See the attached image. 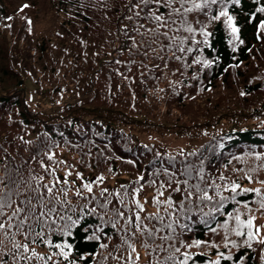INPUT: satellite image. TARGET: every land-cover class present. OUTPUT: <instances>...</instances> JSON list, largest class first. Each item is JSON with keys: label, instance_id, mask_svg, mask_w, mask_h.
I'll return each instance as SVG.
<instances>
[{"label": "trees", "instance_id": "trees-1", "mask_svg": "<svg viewBox=\"0 0 264 264\" xmlns=\"http://www.w3.org/2000/svg\"><path fill=\"white\" fill-rule=\"evenodd\" d=\"M129 2L14 0L16 6H8L0 0V178L5 183L9 182V177L16 182L9 184L13 201L24 198L22 194L28 184L33 183V175L46 176L39 161L42 154L49 151L55 154L56 161L65 162L56 167L59 177H63L65 171L73 173L69 179H74L77 172L88 181L103 176V183L99 187L94 185L95 194L101 187L123 191L121 185L129 190L142 185L137 198L141 203L147 199L150 204L147 213L157 211L152 201L158 190L164 192L159 199L171 196L178 204L180 200L175 199L177 192L173 188L186 187L182 183L186 179L190 185L199 183L207 187L212 180L223 184L219 180L223 175L244 187L264 188L245 179V173L264 179V31L258 28V19H264V13L256 12V8L264 7V0L259 3L241 0L235 6L236 11L228 4L229 14L235 17L241 30L242 44L239 41L229 44L231 37L223 24L224 18L211 23L205 19L204 12L218 14L220 4L211 5L210 10L190 13L189 19L198 16L213 32L210 39L214 48L200 55L215 62L210 68L193 65L186 70L181 67L179 71H176L179 62L169 61L165 67L162 61L152 58L151 52L144 58L136 54L134 48L129 51L131 41L125 36L126 30L137 42L141 40L131 30L135 18L125 19L133 14L128 10ZM188 59L190 62L191 57ZM157 64L159 68L155 67ZM31 86L39 96L51 102L53 109L49 113L29 109L25 87ZM139 112L164 120L180 133L194 135L209 128L216 133L196 153L168 156L157 145L142 146L135 139L110 133L108 127L103 130L97 124L98 121L127 123L132 120L129 114ZM109 133L110 143L105 140ZM257 154L261 157L259 160ZM44 162L51 164L46 157ZM141 176L144 179L138 181ZM153 180L155 184L151 183ZM175 181L181 183L177 185ZM8 190L0 184V194ZM181 194L183 196L184 192ZM209 194H213L211 190ZM69 198L79 210L83 201L71 194ZM238 199L250 202L256 218L264 216L257 210L259 198L254 194ZM185 204L193 211L190 218L181 217L174 225L179 240L188 244L205 240L220 245L218 250L206 246L190 249L204 253L202 258L196 259V264H207L208 260L215 259L216 251L227 253L223 247V231L213 234L201 222L200 205L195 196L190 205L187 201ZM237 207L244 211L242 205ZM203 210L207 212L208 207ZM218 219L222 221L223 217L218 216ZM99 223L98 217L92 216L81 221L82 227H95ZM104 231L113 237L107 240L101 236L100 242L108 243V249L79 239L78 245L82 250L98 253L91 264H123L113 259L123 251H113V246L120 242L119 235L110 225H105ZM170 232L165 230L161 235ZM76 233L82 236V228ZM231 239L242 243L235 236ZM139 250L144 254L142 247ZM184 250L182 247L181 252ZM172 251H157L154 256L160 264H172L166 260ZM231 254L234 257L243 254L244 264H264V245L255 241L251 248H232ZM175 256L180 258L179 254ZM222 264L233 262L222 261Z\"/></svg>", "mask_w": 264, "mask_h": 264}, {"label": "snow or ice", "instance_id": "snow-or-ice-1", "mask_svg": "<svg viewBox=\"0 0 264 264\" xmlns=\"http://www.w3.org/2000/svg\"><path fill=\"white\" fill-rule=\"evenodd\" d=\"M259 2L260 0H256V3ZM240 3L241 0H199V2L197 0H130L128 10L133 14L126 16L125 19L132 21L135 18L136 22L133 23L131 30L139 35L141 40L137 42L135 36L128 35L126 30L125 36L131 41L129 51L134 48L136 54L144 58H148L151 52L154 54L152 58L162 61L165 67L168 66L169 61L179 62L176 71L181 67L186 70L193 65L210 68L215 61L203 58L200 54L208 48H214L210 39L214 34L208 30L203 20L198 16L189 19V14L210 10L211 5L220 4L219 13L209 15L208 12H204L205 19L211 23L224 18L223 24L231 37L229 44H234L236 41L242 44L241 30L237 26L235 17L230 15L228 10V4H231L232 10L236 11L235 6ZM133 9L136 11L133 12ZM256 12L264 13V7L256 8ZM28 23L30 24L31 21ZM258 28L264 31V19H258ZM194 52L197 55L193 56ZM189 57H191L190 62ZM155 67L159 68L160 65L157 64ZM44 157L51 164H46ZM260 158L257 154L256 159ZM64 163V161H56L55 154L50 151L43 153L39 166L46 173L47 182H45L46 176L33 175L31 177L33 183L28 184L25 193L22 194L24 196L22 200L11 199L13 189L9 184L16 182L9 177V182L5 183L4 179L0 178V184L9 189L7 193L0 194V264H32V262L91 264L96 260L98 253L82 250L77 241L79 239L87 243L95 242L100 249H108V243L100 242L101 236L107 240L113 239L104 231L105 225H110L119 235L120 242L113 246V251L120 249L123 251L113 259L122 261L123 264H160L154 253L168 250H173L166 257V260L171 261L172 264H189L190 261L196 264V259L202 258L204 253L191 252L190 249L206 246L218 250L220 245L205 240H193L190 244L179 240L174 225L179 223L181 217L190 218L189 214L193 209L186 206L185 201L190 205L193 196L200 205L201 222L213 234L219 235L220 231H223V247L228 250L227 253L216 251V258L208 260L207 264H222V261L244 264V255L234 257L231 249H239L241 246L251 248L254 241L264 244V238H261L264 225L255 223L256 216L252 214L250 202L238 199L250 193L254 194L259 198L256 201L259 205L257 210L264 213V188L244 187L234 180L229 181L223 175L219 176L223 184L212 180L207 187H201L199 183L190 185L186 179L182 182L186 187L173 188L175 192H184L178 204L171 196L164 200L159 199L164 192L158 190L152 201L157 211L147 213L144 206L147 201L141 203L137 198L142 185L139 188L132 186L131 190L121 185L123 191L120 189L110 191L107 187H101L99 193L95 194L94 185L99 187L104 177L99 176L94 181H88L82 173L77 172L74 179H69L73 175L71 171H65L63 177H59L56 174V167ZM250 171L256 172V169ZM143 179L144 177L141 176L138 181ZM200 179L203 180V176ZM245 179L249 183L264 185V179H257L247 173ZM151 183L156 182L153 180ZM175 183L179 185L181 182L175 181ZM163 187L164 185L161 184L160 188ZM209 190L213 194L210 195ZM225 192L229 195H224ZM70 194L77 200L83 201L79 205V210L69 198ZM238 205H242L244 211H241ZM204 207H208L207 212L203 210ZM142 213L145 214L141 215ZM87 216L98 217L101 223L96 224L95 227H82L81 221ZM218 216L223 217V220L218 219ZM81 228L83 235L78 237L76 230ZM165 230L171 232L161 235ZM232 236L237 237L242 243L231 239ZM157 240L160 243H157ZM177 244L179 246H176ZM137 245L144 249V254ZM182 247L185 249L183 252H181ZM175 254H179L180 258L177 259ZM109 255L112 253L110 252Z\"/></svg>", "mask_w": 264, "mask_h": 264}, {"label": "rangeland", "instance_id": "rangeland-1", "mask_svg": "<svg viewBox=\"0 0 264 264\" xmlns=\"http://www.w3.org/2000/svg\"><path fill=\"white\" fill-rule=\"evenodd\" d=\"M27 91L28 104L31 107H37V100L31 94L30 88ZM134 119V122L121 124L117 128L133 134L143 145L152 143L160 145L169 155L197 151L214 131L213 128H209L205 133L188 136L178 133L174 129L165 128L164 126L167 124L165 121L145 116L143 113L135 115ZM176 198L179 199L180 194H177ZM257 225H264V221H258ZM261 238H264V231L261 233Z\"/></svg>", "mask_w": 264, "mask_h": 264}]
</instances>
